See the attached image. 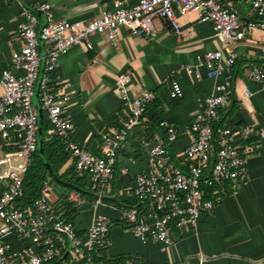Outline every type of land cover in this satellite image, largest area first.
Returning a JSON list of instances; mask_svg holds the SVG:
<instances>
[{
  "label": "built area",
  "instance_id": "obj_1",
  "mask_svg": "<svg viewBox=\"0 0 264 264\" xmlns=\"http://www.w3.org/2000/svg\"><path fill=\"white\" fill-rule=\"evenodd\" d=\"M253 11L264 17V0H248ZM196 11L202 22H210L221 46L208 51L203 63L209 76L217 79L214 92L206 97L203 109L192 125L189 146L185 149V168L170 164V145L179 133L168 120H160V132L149 136L145 145L149 152L150 168L136 175L135 198L148 204L151 218L143 217L137 206L123 210L135 238L142 242L153 240L167 250L174 244L172 230L196 229L205 213L215 209L218 198H205V188L237 185L249 173L247 152L237 144L238 131L216 127L219 110L232 100L233 73L240 58L239 43L248 33L264 30V20H247L223 0H115L113 8L103 11L87 22L56 20L50 3L22 6L25 23L19 31L21 46L11 55L10 67L0 78V180L7 185L0 193V264H63L66 254L88 264H108L98 258L99 249L108 247L112 221L99 216L86 235L58 215L50 205L46 193L54 184L48 175L42 196L27 207H20L25 177L39 149L41 129L39 111L62 138L66 152L75 159L77 168L91 176L89 190L95 194L94 206L100 203L115 178L120 149L129 132L138 126L149 105L157 98L155 91L146 89L131 97L132 78L120 73L117 78L118 96L126 111V120L102 135V155L95 156L84 145L71 139L72 120L64 115L69 98L51 93V73L59 67V56L77 45L93 48L95 34H107L117 45L120 29L133 36H150L156 31L155 19H164L176 36L183 33L180 17ZM45 16L42 24L40 16ZM51 47L42 53L39 46ZM247 78L264 84V64H253ZM171 97L181 100L184 88L177 77L170 80ZM38 95V106L33 98ZM250 95L249 90L246 91ZM250 132L249 128L244 129ZM217 195L219 190H214ZM70 198L78 205L91 203L81 191H73ZM14 234L24 244L14 250L6 236Z\"/></svg>",
  "mask_w": 264,
  "mask_h": 264
},
{
  "label": "crops",
  "instance_id": "obj_2",
  "mask_svg": "<svg viewBox=\"0 0 264 264\" xmlns=\"http://www.w3.org/2000/svg\"><path fill=\"white\" fill-rule=\"evenodd\" d=\"M114 1L0 0V78L3 70L10 67L12 53L21 46L19 31L25 23L20 14L22 6L46 2L51 4L56 20L87 22L112 9ZM223 3L237 10L242 18L264 20L255 18L257 13L248 0H223ZM40 20L43 24L45 16L41 15ZM180 24L181 36H176L164 19L156 18V31L150 36H133L121 28L115 46L106 34H95L93 48L82 44L60 54L59 67L50 74L51 93L68 96L64 115L72 120L71 139L95 156L103 153V133L126 120L117 90L120 73H128L132 78L131 97L150 89L157 98L122 145L116 175L104 200L94 206L96 196L89 190L91 176L77 168L68 152L54 160L55 171L51 176L54 184L45 195L53 210L71 222L82 236L99 216L111 219L110 243L101 252L108 260L135 256L137 259L125 264H264V84L252 82L246 76L253 64H264L263 29L248 33L239 43L240 58L232 69V100L219 110V121H223L220 127L238 131L237 144L247 152L248 176L237 185H230L229 194L223 197L213 193L218 198L216 207L204 214L196 229L172 230L174 244L167 250L153 240L142 242L135 238L124 219L123 210L129 206H137L143 217L150 219L152 215L148 204L139 202L133 193L136 175L150 168L146 139L156 132L166 137L159 121L171 122L179 138L170 145V164L185 168L188 161L184 152L190 144L192 125L217 82L203 63L208 51L221 46L212 24L202 22L196 11L180 17ZM50 47L42 43L39 50L45 53ZM172 77H177L184 88L181 100L171 97ZM33 102L38 106L37 94ZM245 128L250 132H245ZM48 133H53L52 128ZM6 185V180H0V193ZM80 189L85 190L83 198L91 203L78 205L71 200L70 194ZM6 239L14 250L24 247L14 234ZM63 264L88 263L66 254Z\"/></svg>",
  "mask_w": 264,
  "mask_h": 264
},
{
  "label": "trees",
  "instance_id": "obj_3",
  "mask_svg": "<svg viewBox=\"0 0 264 264\" xmlns=\"http://www.w3.org/2000/svg\"><path fill=\"white\" fill-rule=\"evenodd\" d=\"M258 14H256L255 18H257ZM42 128V138H41V146L43 151H40V146L38 151L35 153L38 155V164L36 166L31 165L28 170V173L25 177L24 186H23V195L18 199V204L20 207H27L33 204L34 201L39 199L42 196L43 192V184L48 175L52 176L50 173V169L48 165L54 170V160H59L66 153V144L62 140L60 136L56 133L49 134L48 131L51 129V126L46 121L45 117L40 121ZM223 121H219L216 124V127L222 126ZM55 171V170H54ZM62 178V176H60ZM73 182V180L71 179ZM75 183V182H73ZM206 195L205 198H214L213 191L219 190L220 197H223L229 194V185L225 187L221 192L222 188H205ZM82 194L85 193V190L80 189ZM104 200V198H103ZM104 249H99L97 252L98 258L103 259L108 264H125L128 260H135L137 257L135 256H119L115 259L108 260L105 259L104 255L101 253Z\"/></svg>",
  "mask_w": 264,
  "mask_h": 264
},
{
  "label": "water",
  "instance_id": "obj_4",
  "mask_svg": "<svg viewBox=\"0 0 264 264\" xmlns=\"http://www.w3.org/2000/svg\"><path fill=\"white\" fill-rule=\"evenodd\" d=\"M106 38H107L108 41H110V39H109V37H108L107 34H106ZM38 113H39V116H40V120L42 121V120H43V112H42V111H39ZM40 133H42V128L40 129ZM40 151H41V152L43 151L42 146H40ZM48 167H49V169H50V173L54 176V172H53L52 168H51L49 165H48ZM56 179H57L59 182L65 184V185H67V186H70V187H74V188H76L73 184H71V183H67V182H64V181L60 180L58 177H56Z\"/></svg>",
  "mask_w": 264,
  "mask_h": 264
},
{
  "label": "rangeland",
  "instance_id": "obj_5",
  "mask_svg": "<svg viewBox=\"0 0 264 264\" xmlns=\"http://www.w3.org/2000/svg\"><path fill=\"white\" fill-rule=\"evenodd\" d=\"M41 138H42V133L39 134V146H41ZM38 164V155L34 154L33 156V166H36ZM4 167H0V171H4Z\"/></svg>",
  "mask_w": 264,
  "mask_h": 264
}]
</instances>
